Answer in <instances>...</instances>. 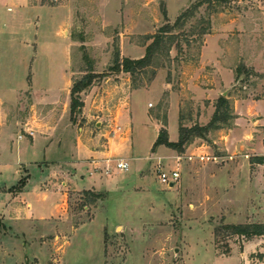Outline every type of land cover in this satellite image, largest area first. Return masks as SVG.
<instances>
[{
	"label": "rangeland",
	"instance_id": "obj_1",
	"mask_svg": "<svg viewBox=\"0 0 264 264\" xmlns=\"http://www.w3.org/2000/svg\"><path fill=\"white\" fill-rule=\"evenodd\" d=\"M198 1L114 0L110 4L109 0H60L54 4L33 0V4L69 5L74 17L69 36L59 24L64 13L57 16L52 9H38L15 21V7L1 4L0 96L16 102L18 91L28 90L18 97V109L6 108L8 119L16 117L17 110H21L19 120L29 112L30 91L41 95L46 89L52 99L67 100L71 78L80 79L90 69L95 73L107 71L116 50L122 58L123 54L131 59L144 57L146 46L152 42L146 41V36L157 34L166 24L163 12L167 11L173 25L185 9ZM110 6L122 12L116 28L109 24L115 20L104 18V10ZM203 28H208L209 34L201 35ZM174 33L178 34V46L171 49L169 60L162 57V67L156 69L152 82L148 78L155 66L148 75L139 76L141 88L134 87L130 75H113L94 81L81 95L85 111L93 120L92 131L94 123L102 120L106 126L116 127L125 140L113 158L127 160L129 171L119 172L117 163L112 164L113 192L91 191L102 195L94 204L85 199V190L70 188L68 220L28 226L16 220L17 215L11 222L1 219L0 264H56L54 260L60 264L67 259L70 264H212L213 249L219 256L242 250L247 242L222 226L264 223V199L248 198L244 204L239 195H226L230 187L226 172L232 170L237 181L248 163L264 154V0H213ZM10 39H28L30 46L12 45ZM75 40L78 45L72 48ZM215 45L220 49L218 54ZM239 67L249 70V76L243 74L238 80L235 71ZM224 92L233 105V127L209 133L206 139L197 138L185 160H181L177 185L161 184L156 173L158 165L175 170L176 154L184 157L191 146L183 154L165 146L153 151L162 131L167 132L170 141L177 142L180 125H208L215 103ZM123 111L128 112L126 120L124 116L118 125ZM130 116L131 121L127 120ZM80 119L78 116L77 121ZM9 132L0 140V183L4 177L8 187L17 184L18 175L17 157L4 153L10 151L11 141L18 136L14 128ZM79 135L76 129L59 135L66 148L62 160H70V148L79 141ZM104 143L99 141L98 145ZM159 157L164 162H158ZM211 167L223 171L220 175L225 184L217 183L216 189L207 178ZM83 174L86 186L90 179L107 185L105 179L91 178L89 171ZM42 175L31 172L26 200L40 205V211L45 207L49 215L56 214L59 211L51 205L53 197L44 203ZM262 175L264 180V169ZM6 199L8 196H0V216ZM72 227L80 231L65 247L67 238L59 236ZM252 240L264 248V237ZM42 243L46 245L41 248ZM253 258L264 260V251Z\"/></svg>",
	"mask_w": 264,
	"mask_h": 264
},
{
	"label": "crops",
	"instance_id": "obj_2",
	"mask_svg": "<svg viewBox=\"0 0 264 264\" xmlns=\"http://www.w3.org/2000/svg\"><path fill=\"white\" fill-rule=\"evenodd\" d=\"M109 2L112 4L114 0H109ZM1 4H11L15 7L16 13L13 18L15 21L23 19L26 17V14L34 12L38 9H52L51 13L56 14L57 16H59L60 13H64L65 16L63 21L59 22V24L61 28H63L62 32L65 36L70 35L69 30L72 29L74 24L73 13L69 5L48 6L33 4L31 0H0V12L2 11ZM12 7H8L7 10L10 12L13 11ZM104 11V18L108 20V22H110L111 19L115 20V23L109 24L115 26L116 28L118 26L117 22L122 20V12L111 6L106 8ZM9 42L12 45L20 44L25 47L30 46L28 39H10ZM78 42L79 41L75 40L72 48L75 47V45H78ZM216 47L218 50L213 46V48L217 50L216 52L218 54L220 53V49L218 46ZM123 57L128 58L124 54ZM220 70L223 71L222 68H220ZM226 70L227 69H225V71ZM115 76L118 77L119 75ZM70 84L71 87L68 99L64 101H60L57 98L52 99V97L47 94L48 91L46 89L41 95H36L35 92L30 91L31 106L29 107V112L27 114L25 113L24 118L21 120L18 118V112L21 110H17L16 117L12 115L13 117L10 120L8 119L9 116L5 110L6 108H11V110L13 108L18 109V97L21 93L27 92L28 90L18 91L16 94V102L6 101L0 96V140L2 137H7L12 128L18 132L16 141L12 140L11 143L13 144L9 145L11 152L7 149L4 150V153L9 156L14 155L17 157L18 162L16 170L18 175L16 177L17 184L9 187L6 184L5 178L1 177L2 184L0 183V196L4 194L8 196V199L5 201L0 220L3 219L4 221L11 222V220L14 219L13 216L17 215L15 219L18 221L21 220L22 224H27L28 226L34 223H51L54 225V222L56 221L68 220L67 199L70 188H74V191H80L83 189L85 191H105L110 194L113 192L112 187L114 186L112 183L113 178H111L114 171L112 164L117 162L128 163L127 160L121 159L115 161L113 158L116 155V152L120 151V148L124 146L123 144L125 141L122 137H120L121 134H118L116 127L106 126L102 120L96 121L94 123V132H96V135L93 136L94 132L92 131L93 128L91 126L93 120L91 119V116L87 114L85 108L83 109L80 120L76 123L71 121L70 104L72 78ZM33 86L34 82L31 80V86L29 87L30 90H32ZM126 112L127 111H123L121 113V118L117 119L118 121L116 124L120 125L123 122L124 116L126 120ZM63 120L64 122H62ZM127 120L131 121V116L129 119L127 118ZM75 125L77 127H75ZM16 127H20L19 131ZM110 127L113 129L110 130ZM155 127H157V125H155ZM75 129L80 134L79 141L77 140L75 145H72L70 148L71 154L68 155L70 160H62L64 156H66V148L65 145H63V136L59 135L68 134V132ZM119 131H121V129ZM30 133L32 135H30ZM103 138L104 140H102ZM99 141H106V143H104L105 146L103 145L100 147L98 145ZM191 147L192 145L186 150L184 157H180L176 154L177 168L175 170H179L180 174V166L182 164L181 160H185L188 152L191 150ZM26 156L31 157L28 158ZM56 156L58 157L55 158ZM262 156H264V154ZM159 159L163 160L159 157L158 162ZM72 163L77 166L75 167L71 165ZM263 169L264 165H253L248 163V166H246V168L241 172L242 176L239 175L238 178L236 177L237 181L234 180L235 178L231 174L233 173L232 170L227 171V180L228 183H230V187H228L229 194L226 193V195H239L241 198H244L240 200V203L244 204L245 200L253 197L259 198V201H262L264 199ZM32 171H39V173L43 174L41 179V188L44 199H46V202L44 203H48V199L53 197L51 199V205L59 211L58 213L49 215V213H47L49 208L43 207V211H40V205L34 206L32 202H28L26 200L27 195L30 193V177ZM87 171H89V176L91 178L98 177L100 181L105 179L107 185L102 182L97 183L94 179H90L88 180L86 186V176L83 173ZM118 171L122 172L120 170ZM196 173H198V171H196ZM207 173L208 182L210 185L212 184L211 186L213 189L217 188V183L221 182L225 184V182L222 181L223 177L221 178L220 175V173H223L221 169L211 167L208 169ZM25 177L27 178L25 180L24 189L21 192H15L20 182L24 180ZM225 189H227V186ZM79 231V228L72 227L67 231L61 232L59 237L67 238L65 240V242L67 241L65 247H68L67 245L72 243L70 238L72 236H76ZM39 245L42 248V246L46 244L42 243ZM253 245H256L254 240L244 242L243 247L241 248L242 250L234 249L228 256H218L216 251L213 249L214 257L212 264H264V260H257L253 258L255 253L258 251L263 252L264 248L258 247L257 245L253 248ZM29 249H31V247H29ZM66 250L65 254H67ZM54 262L56 264L58 263L57 260H54ZM38 264H42V262L39 261ZM60 264L70 263L67 259V261H63V263L61 262Z\"/></svg>",
	"mask_w": 264,
	"mask_h": 264
},
{
	"label": "trees",
	"instance_id": "obj_3",
	"mask_svg": "<svg viewBox=\"0 0 264 264\" xmlns=\"http://www.w3.org/2000/svg\"><path fill=\"white\" fill-rule=\"evenodd\" d=\"M33 2V0H31ZM213 0H201L193 4L189 8L185 9L176 19L175 23L172 25L167 17V11L163 12L166 24L162 26L157 34L146 36V41H152L149 45L146 46L145 55L140 59H130L122 58L119 50H116L113 55L112 64L109 66L107 71L102 73H95L92 69L88 70L87 73L82 76L80 79L72 80L71 88V121L73 123L77 122V117L81 116L85 103L81 98L83 92L89 89L94 81L98 79H105L113 75L127 74L133 78L135 83V88H141L143 83L138 84L139 76L142 74L148 75V70L152 69L155 66L154 70H151L150 77L148 82L156 76V69L161 68L159 62L162 60V57L167 60L170 59V52L176 43L178 34H175V30L182 29L186 24L193 19L199 8L203 5H211ZM220 2H227L228 0H218ZM208 29V28H207ZM206 28L201 29L200 34L206 35L209 34ZM81 40V39H80ZM236 78L239 80L243 74L249 76L250 71L245 70L241 67L237 68L235 71ZM166 118V117H165ZM235 114L232 102L230 99L221 96L215 103V112L214 115L206 126H200L196 124L193 127L187 128L183 125L179 127V139L177 142H171L169 140L167 132L164 130L161 133V136L153 145V151L160 146H165L169 149H172L179 154H183L188 146H190L197 138L206 139L209 133H213L223 129H231L235 120ZM164 120V119H163ZM166 123V119L164 120ZM182 121V119H180ZM164 123V125H165ZM251 163L254 165H264V156H256L251 160ZM25 187V181L22 180L17 187L15 192H21ZM85 199L89 203L94 204L97 201L102 199V195L99 193L85 191ZM88 197H90L88 199ZM223 230L230 232L232 235L241 237L245 241H251L255 237H264V223H246V224H236V225H224L222 226ZM218 230H216L215 235L218 237ZM230 251L223 253L222 255H230Z\"/></svg>",
	"mask_w": 264,
	"mask_h": 264
},
{
	"label": "built area",
	"instance_id": "obj_4",
	"mask_svg": "<svg viewBox=\"0 0 264 264\" xmlns=\"http://www.w3.org/2000/svg\"><path fill=\"white\" fill-rule=\"evenodd\" d=\"M49 1L56 4L60 0H49ZM30 135L32 134L30 133ZM116 168L122 172H128L130 166L127 162H117ZM156 173L160 183L167 187H170L171 184H174V186L177 185V183L181 179V174L179 170H167L161 165H158V168H156Z\"/></svg>",
	"mask_w": 264,
	"mask_h": 264
},
{
	"label": "water",
	"instance_id": "obj_5",
	"mask_svg": "<svg viewBox=\"0 0 264 264\" xmlns=\"http://www.w3.org/2000/svg\"><path fill=\"white\" fill-rule=\"evenodd\" d=\"M222 96L226 97L227 96V92H224V94ZM170 187H174V184H171Z\"/></svg>",
	"mask_w": 264,
	"mask_h": 264
}]
</instances>
